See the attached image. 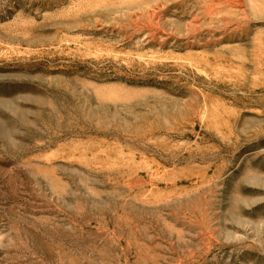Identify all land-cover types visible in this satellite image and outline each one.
<instances>
[{
  "label": "rangeland",
  "instance_id": "1",
  "mask_svg": "<svg viewBox=\"0 0 264 264\" xmlns=\"http://www.w3.org/2000/svg\"><path fill=\"white\" fill-rule=\"evenodd\" d=\"M0 264H264V0H0Z\"/></svg>",
  "mask_w": 264,
  "mask_h": 264
}]
</instances>
